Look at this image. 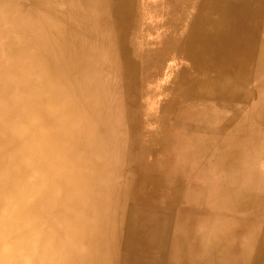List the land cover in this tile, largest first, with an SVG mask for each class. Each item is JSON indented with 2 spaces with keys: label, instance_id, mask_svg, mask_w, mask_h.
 I'll return each instance as SVG.
<instances>
[{
  "label": "bare ground",
  "instance_id": "obj_1",
  "mask_svg": "<svg viewBox=\"0 0 264 264\" xmlns=\"http://www.w3.org/2000/svg\"><path fill=\"white\" fill-rule=\"evenodd\" d=\"M263 158L264 0H0V264H264Z\"/></svg>",
  "mask_w": 264,
  "mask_h": 264
},
{
  "label": "rangeland",
  "instance_id": "obj_2",
  "mask_svg": "<svg viewBox=\"0 0 264 264\" xmlns=\"http://www.w3.org/2000/svg\"><path fill=\"white\" fill-rule=\"evenodd\" d=\"M153 14H155V12H153ZM262 160L264 161V158Z\"/></svg>",
  "mask_w": 264,
  "mask_h": 264
}]
</instances>
